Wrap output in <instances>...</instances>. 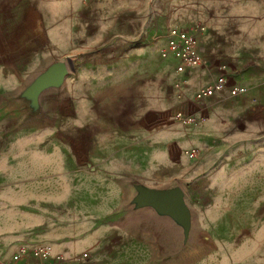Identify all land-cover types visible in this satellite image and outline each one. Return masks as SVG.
Masks as SVG:
<instances>
[{"label":"rangeland","instance_id":"374dc122","mask_svg":"<svg viewBox=\"0 0 264 264\" xmlns=\"http://www.w3.org/2000/svg\"><path fill=\"white\" fill-rule=\"evenodd\" d=\"M199 4L197 0H0V55L7 50L14 56L13 62L0 59V127L8 137L0 143V199L39 183L36 177L22 176L20 167L1 176L15 160L37 153L33 137L39 130L17 128L23 122L44 121L46 153L57 150L67 157L66 168L58 175L69 169L75 152L70 139L76 133L78 160L72 168L96 174L94 186L79 175L76 186L59 194L63 201H47L46 209L21 202L17 208L0 209L2 217L15 224L0 218L3 252L24 242H47L63 252L90 246L79 250V258L84 253L89 258L90 249L104 250L97 253L96 264H264V128L239 127L233 134L236 142L217 146L218 155L213 149L211 158L197 148L198 155L189 158L185 155L189 148L178 160H170L172 148L164 145L175 141V129L187 132L198 128L201 120L194 126L180 124L175 111L168 128L166 123L157 129L141 128L138 122L142 111L167 99V79L176 78L175 84L179 78L159 51L169 28H191L200 19ZM27 8L37 11L39 20L37 12H27L25 19ZM25 22L35 31L40 24L47 42L55 36L52 31H60L56 35L61 39L45 60L34 57L25 63ZM119 29L126 34L120 36ZM199 51L212 56L215 50L199 47ZM53 61L64 62L68 73L61 87L41 94L39 115H29L18 95ZM214 127H219L215 121ZM25 135L33 137L16 143ZM227 138L224 133L217 137ZM151 139L158 141L157 178H137V169L151 167L138 160L149 153ZM86 145L93 166L80 150ZM122 163L133 173L112 174ZM58 175L40 181L47 186L60 179L69 182V176ZM141 188L180 189L189 215L187 226L160 211L156 221L154 215L141 216V209L133 205ZM119 249L122 253L117 256Z\"/></svg>","mask_w":264,"mask_h":264},{"label":"crops","instance_id":"0c3cea01","mask_svg":"<svg viewBox=\"0 0 264 264\" xmlns=\"http://www.w3.org/2000/svg\"><path fill=\"white\" fill-rule=\"evenodd\" d=\"M197 1L200 3V19L197 22H200L205 30L202 35L203 37L199 39L198 45L201 50L214 49L215 51L212 56H208L207 53L202 54L203 58L208 61L207 66L203 64L199 68L189 70L183 75H178L179 78H177L175 84L174 80L176 78H170V76L167 79V89L165 90L166 93H168V97L166 96L167 99L163 100V103L159 106L157 105L151 109L142 111L138 119L141 128L147 127L153 129H157L158 125L164 123H166V128H168L170 123L169 120L172 118L171 114H174L175 111L185 115H193L201 120V125L198 128H194L187 132H179L180 130L178 128L175 129L173 133L175 141H167L164 145L166 147L170 145L172 148L171 157L169 156L170 160H178L177 158L180 157L182 152L189 148H197L201 155L206 154L207 158H211L212 153L210 152L213 149L216 153L215 155H218L217 146L220 147L224 144L231 145V143L236 142L237 136L233 134H236L239 127H248L250 129L264 128V0ZM27 12L33 13L37 11L31 8L25 9V19L27 17ZM37 16L39 20L40 17L38 12ZM27 18H29V16ZM33 27H29L25 22V59H27L25 63H29L30 61L28 59L34 57L38 59L43 58L45 60L50 50H54L59 39H61V37L56 35L60 31L55 30L52 31L55 33V36L50 37L47 42L45 30H41L40 24L36 27L38 31H35ZM9 32L12 31H6L7 34H10ZM118 33L120 36L126 34L122 29H119ZM210 34L212 39L209 38ZM244 36H246V38H244ZM6 38H8V35H6ZM13 57L14 56L10 55L7 50L4 55H0V59L5 61V63L9 62V60L12 61ZM207 57L209 60H207ZM169 62L172 65V73L176 74L172 62ZM52 63H55V61L50 64ZM219 78L224 79L228 87L244 86L247 89L246 95L239 98H230L225 92L221 96H215L214 98L204 100L200 103L194 101V94L197 90L213 83ZM225 98L226 100H222ZM251 100L254 101L252 102ZM25 111L28 112L26 109ZM40 112L41 110L39 113ZM214 121L219 127H214ZM17 125V128H20V125L21 128H23L24 125L25 127L29 126V128H38L39 131L37 132L36 138L25 135V140L22 138L21 141L16 142L18 144L20 142H26L33 137L37 142V153L35 155L33 154L31 158L25 157L15 160L12 168H6L1 171V176H8L12 174L15 169L20 167L22 176L36 177L39 179V183L36 188H30L29 190L16 193L9 192L5 198L0 199V209L17 208L18 205L16 203L18 202L35 204V207L39 210L46 209L48 206H46L45 202L47 201H63L62 196L59 194L68 192L66 188L76 186L79 175L81 177H86L87 185L94 186L93 176L96 174L93 172L89 173L88 171L85 173L81 171L79 173L76 167L75 169L72 168V162L77 163L78 160V155L76 154L79 143L77 133L74 138L71 136L70 139V146L75 152L70 155L69 169L64 172V174H59L67 177L69 176V182H67V180L63 182L62 179H60L47 186L46 183L41 182L40 179L46 176H57L58 173H61L63 167L66 168L65 162L67 161V157L57 150H54L50 154L46 153L44 121H27ZM223 133L228 137L227 141L217 139L218 135ZM4 135L3 129L0 127V143L3 142L2 139H8V137H4ZM9 139L12 140L13 138L9 137ZM87 147L88 145H86V149L81 147L80 150L86 152V163L88 164L90 161L93 166V157L89 153ZM23 150H25V148ZM24 152L26 153V150ZM159 157L158 141L151 139L149 153H142L141 157L138 159L139 161L149 162L151 167L149 169H135L136 177L147 178L149 175L151 180H154L153 177L156 179L158 171L157 161ZM127 169L126 165L122 163L117 166V168L112 169V174L125 176L128 172L133 173V169L130 168V171H127ZM119 190L118 188H113L115 192ZM101 191L107 192L108 189H102ZM133 205H135L134 208L141 209V216L150 217V215H154L155 221L158 218V211L152 206L139 201L134 202ZM0 218L4 223L13 226L12 224L14 223H10L8 218H3L1 214ZM118 246H121V243ZM15 247L16 246L11 247L9 251L13 250ZM81 248L91 247L85 244ZM81 248L72 249L70 252H63L64 248L55 246L54 251L61 253L65 258L70 260L72 264H96L97 253L104 252V250L97 252L98 249H90L89 258L88 254L84 258H79L78 253ZM0 251L2 250L0 249ZM121 251L122 250L119 249L117 256L121 255ZM105 253L111 254L110 251H105Z\"/></svg>","mask_w":264,"mask_h":264},{"label":"built area","instance_id":"2783aa9c","mask_svg":"<svg viewBox=\"0 0 264 264\" xmlns=\"http://www.w3.org/2000/svg\"><path fill=\"white\" fill-rule=\"evenodd\" d=\"M204 27L196 22L191 28L180 29L170 28L165 43L159 51L162 60L171 61L174 72L183 75L189 70L199 68L204 60L199 51V37L204 33ZM230 98H239L247 93L244 86L228 87L225 80L217 79L213 83L197 90L194 94V101L200 103L204 100L221 96L224 93ZM176 120L186 126H194L199 119L193 115L178 113ZM185 155L195 158L198 151L195 148L187 150ZM87 255L84 253L82 258ZM0 264H71L61 253L54 251L52 243L47 242H24L18 244L7 254L0 251Z\"/></svg>","mask_w":264,"mask_h":264},{"label":"water","instance_id":"95a60500","mask_svg":"<svg viewBox=\"0 0 264 264\" xmlns=\"http://www.w3.org/2000/svg\"><path fill=\"white\" fill-rule=\"evenodd\" d=\"M67 73V65L64 62L52 63L22 91L19 97L25 101L29 115L39 113L40 95L47 89L61 87ZM138 201L152 206L162 214L175 217L185 226L188 224V211L183 203V194L178 188L169 192L141 188Z\"/></svg>","mask_w":264,"mask_h":264}]
</instances>
